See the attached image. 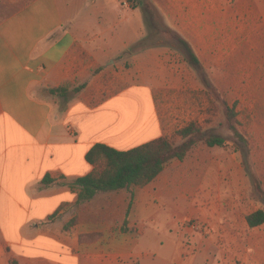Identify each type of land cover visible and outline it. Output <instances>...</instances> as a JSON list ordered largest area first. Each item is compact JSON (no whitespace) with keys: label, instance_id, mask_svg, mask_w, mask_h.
Wrapping results in <instances>:
<instances>
[{"label":"crops","instance_id":"crops-1","mask_svg":"<svg viewBox=\"0 0 264 264\" xmlns=\"http://www.w3.org/2000/svg\"><path fill=\"white\" fill-rule=\"evenodd\" d=\"M84 1L0 0V264H264V235L254 233L264 225L251 229L248 214L223 222L209 207L214 173L187 165L197 147L144 188L78 203L67 183L93 171L90 149L170 136L180 112L172 102L189 87L187 63L169 45L142 44L150 28L138 0ZM149 1L204 70L231 50L264 75V0ZM66 84L67 95L50 93ZM142 87L151 104L143 119L125 110L128 100L139 107ZM181 209L177 217L213 231L203 236L214 250L190 252L189 228L167 239L171 250L157 239L159 214Z\"/></svg>","mask_w":264,"mask_h":264},{"label":"rangeland","instance_id":"rangeland-1","mask_svg":"<svg viewBox=\"0 0 264 264\" xmlns=\"http://www.w3.org/2000/svg\"><path fill=\"white\" fill-rule=\"evenodd\" d=\"M84 2L83 0L81 4ZM140 22L144 26L147 24L145 21ZM155 23L156 27H149L150 32L142 44L169 45L174 54L179 55L182 62L187 63L186 69L189 71V87L184 92L183 99L172 102L180 112L175 117L176 125L173 132L166 138L179 144L181 140L175 138L176 131L194 123L207 135L226 139L225 147L210 148L205 143H199L187 158V165L214 173V186L210 188L212 191L209 193V207L216 205L221 209V216L224 218L220 221L235 219L243 222L247 214L259 209L264 210V75L260 74V67L245 64V59L240 58L244 53L237 52L239 54L234 55L231 50H217L213 58L210 56L205 60L207 69L205 68L204 72L197 71L186 61L176 39L163 30L159 22ZM259 37H263L261 33L258 34ZM257 58L261 63L264 62L262 56L259 55ZM140 91L139 107L135 104L133 108L132 102L128 100L125 110L128 114L133 112L136 114L139 108L143 119L150 116L151 104L148 90L142 87ZM111 93H114V88L111 89ZM217 94L220 96L219 100ZM225 104L234 109V114L229 118ZM181 109L184 111L181 112ZM233 128L240 137L235 134ZM218 181L220 186L217 185ZM185 214L184 209L178 213L173 210L162 211L156 221L157 239L163 240L165 245L168 243V250H171L172 244L167 242V239H177L183 229L189 228L190 233L187 237L191 244V248L188 249L190 252L200 254L214 250L216 244L206 239V236L214 234L213 231L205 233V230H208L207 225L203 226L204 223L194 217L192 220L195 221L197 231L190 230L187 222L191 219L186 222L183 218L177 217ZM254 233L264 235V229H256ZM195 238L204 242L198 245ZM220 245L227 249V243Z\"/></svg>","mask_w":264,"mask_h":264},{"label":"trees","instance_id":"trees-1","mask_svg":"<svg viewBox=\"0 0 264 264\" xmlns=\"http://www.w3.org/2000/svg\"><path fill=\"white\" fill-rule=\"evenodd\" d=\"M145 14L148 27H156L160 23L163 30L173 36L182 49L186 61L197 71L204 69L188 42L166 27L155 6L149 0H138ZM71 88L66 84L50 90L51 94L65 96ZM76 91H80L77 88ZM219 100L220 96L216 95ZM227 117L234 114L233 107L224 105ZM234 129L236 135L240 134ZM175 138L179 144L170 138L162 137L128 151H120L105 144H96L86 155L87 162L93 166V171L81 178L67 183V186L78 192V203L91 201L99 193H109L131 189L144 188L154 182L173 160L184 162L189 153L205 143L208 147H225L226 139L221 136L207 135L196 124H189L176 131ZM54 180L46 178L44 184ZM251 229L264 225V210H256L246 216ZM75 221H72L73 224Z\"/></svg>","mask_w":264,"mask_h":264},{"label":"built area","instance_id":"built-area-1","mask_svg":"<svg viewBox=\"0 0 264 264\" xmlns=\"http://www.w3.org/2000/svg\"><path fill=\"white\" fill-rule=\"evenodd\" d=\"M187 223H188V225L190 226V228H191L192 230H196V231H197V226H196L194 220H190V221H188Z\"/></svg>","mask_w":264,"mask_h":264}]
</instances>
